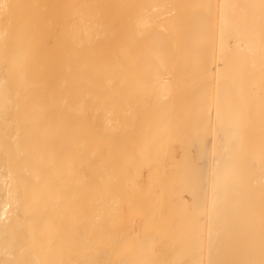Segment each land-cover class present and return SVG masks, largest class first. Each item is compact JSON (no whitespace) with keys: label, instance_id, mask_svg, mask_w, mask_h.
Returning <instances> with one entry per match:
<instances>
[{"label":"bare ground","instance_id":"1","mask_svg":"<svg viewBox=\"0 0 264 264\" xmlns=\"http://www.w3.org/2000/svg\"><path fill=\"white\" fill-rule=\"evenodd\" d=\"M0 264H264V0H0Z\"/></svg>","mask_w":264,"mask_h":264}]
</instances>
